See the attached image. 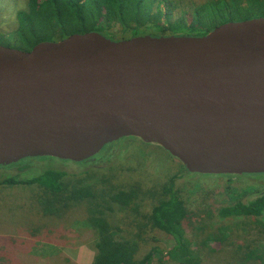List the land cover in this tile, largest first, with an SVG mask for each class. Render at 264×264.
I'll use <instances>...</instances> for the list:
<instances>
[{
	"label": "water",
	"instance_id": "1",
	"mask_svg": "<svg viewBox=\"0 0 264 264\" xmlns=\"http://www.w3.org/2000/svg\"><path fill=\"white\" fill-rule=\"evenodd\" d=\"M127 137L193 174L264 175V18L204 37L0 44V167L82 163Z\"/></svg>",
	"mask_w": 264,
	"mask_h": 264
},
{
	"label": "trees",
	"instance_id": "2",
	"mask_svg": "<svg viewBox=\"0 0 264 264\" xmlns=\"http://www.w3.org/2000/svg\"><path fill=\"white\" fill-rule=\"evenodd\" d=\"M27 2L26 9L16 12L18 28L14 36L8 39L0 37V43L4 46L26 52L43 42H58L74 34L92 32L113 40L144 35L204 37L223 24L246 21L247 15L264 11V0H207L202 3L188 0ZM182 6L188 10L184 11ZM176 11L177 17L173 14ZM128 138L132 137L105 147L103 150L110 152L107 158L96 161L98 154L96 158L79 163L85 164L83 168L86 170L82 168L78 174H68L50 167L34 172L31 167L36 163L46 159L55 160L41 156L0 167L2 170L12 167L27 169L34 173L31 179L19 180L18 177L8 176L0 183L38 185L41 189L38 204L44 208L45 217L62 219L74 210H83L86 222L97 235L93 244V264H167L165 261L202 264L200 253L219 256L223 264H264V190L261 191L259 187L244 188L257 191V199L222 206L214 214L210 213L209 204L196 210L197 191L193 189H204L202 181H186L180 186L177 184L179 175L161 178L157 176L161 175L159 172L150 173L139 161L128 163V166L95 165L109 161L113 157V150H116L113 146ZM92 165L95 167L87 170ZM185 171L183 167L179 174ZM199 176L217 179L215 182H203L207 184L204 185L206 199L216 192L234 194L235 190H244L231 188L230 184L232 178L241 181L249 175ZM210 218L230 223L214 228ZM186 228L192 236L187 235ZM150 233H163L175 240L176 246L167 254L154 246L141 257L139 254ZM236 236L239 243L232 240ZM228 248L231 251H224ZM195 253L199 256H195ZM238 253L243 255H234Z\"/></svg>",
	"mask_w": 264,
	"mask_h": 264
},
{
	"label": "rangeland",
	"instance_id": "3",
	"mask_svg": "<svg viewBox=\"0 0 264 264\" xmlns=\"http://www.w3.org/2000/svg\"><path fill=\"white\" fill-rule=\"evenodd\" d=\"M205 1L207 0H188V2L193 3ZM27 4V0H0V37L8 39L14 36L18 28L16 12L26 9ZM164 5L163 8H165ZM182 8L184 11L188 10L185 6H182ZM173 14L177 17L178 13L176 11ZM247 17L248 20L264 18V11L251 13ZM0 44L3 45L2 43ZM123 141L125 142L121 143ZM127 141H130V143ZM118 143L121 144L119 145ZM117 145L119 146L117 147ZM113 148H116V150H113V157H110L109 161H102L95 165L98 167L109 164H111L110 166L114 164H117V166H128V163H138L139 161L141 162L140 165L148 169L149 172H159L161 175L157 176L161 178L165 177L166 179L173 174L179 175L180 180L177 181V184L180 186L184 185L186 181H193L194 183L202 181L204 189H193V191H197L195 193L198 202L195 205L196 210H199V208L203 209L204 204H209L212 211L210 213L214 214L216 209L222 206L231 205L238 201L247 203L257 199V191L244 188L259 187L261 191L264 190V175L244 177L241 179L242 182L232 178L233 182L230 187L244 190H238L239 192L235 190L234 194L232 192H216L214 196L204 199L207 196L204 185L207 184L203 182L209 180L215 182L217 179L199 176L187 170L185 171L186 173L183 172L180 175L179 172L183 171L180 162L163 148L157 145H147L136 138H128L117 142ZM108 152L109 150H102V153L100 152L99 154L100 156L95 157L96 161L101 158H107L110 153ZM130 158H134V160ZM95 165L87 167V170L95 167ZM84 166L85 164L46 159L36 163L31 169L35 172L50 167L75 175ZM83 169L86 170V168ZM8 176L18 177L17 179L23 180L31 179L34 173L27 169L21 170L15 167L6 170L0 169V181ZM182 176L184 179L181 180ZM244 183L246 184L243 185ZM40 196L41 189L38 185H3L0 183V264H84L76 262V255L74 254L78 252V256L89 253V255H92L90 257L94 258L93 244L97 235L90 224L86 222L84 211L81 209L74 210L62 219L45 217L44 208L38 204ZM192 209L194 210V208ZM210 219L212 220L210 224L214 228L220 226V224L228 223L227 221L219 222L217 218ZM186 230L187 235L192 236L190 234L191 231L188 228ZM242 236L244 237L245 235ZM147 237L139 254L141 257L147 254L154 246H158L164 254L169 253L176 246L175 240L163 233H150ZM237 237L232 240L239 243ZM224 251L229 252L231 249H224ZM200 255L203 261L202 264H223L219 256L204 255V253H200ZM234 255L242 256L243 254ZM195 256H199V254L195 253ZM165 263L174 264L175 261H165Z\"/></svg>",
	"mask_w": 264,
	"mask_h": 264
},
{
	"label": "crops",
	"instance_id": "4",
	"mask_svg": "<svg viewBox=\"0 0 264 264\" xmlns=\"http://www.w3.org/2000/svg\"><path fill=\"white\" fill-rule=\"evenodd\" d=\"M74 255H76V262L77 263L82 262L84 264H92L94 261V258L90 257L92 255H89V253H84V254H81L80 256H78L79 255V252H78L77 254H74Z\"/></svg>",
	"mask_w": 264,
	"mask_h": 264
}]
</instances>
